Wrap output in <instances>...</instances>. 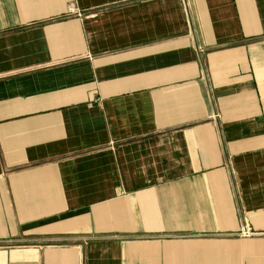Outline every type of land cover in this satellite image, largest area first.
<instances>
[{
    "label": "crops",
    "instance_id": "1",
    "mask_svg": "<svg viewBox=\"0 0 264 264\" xmlns=\"http://www.w3.org/2000/svg\"><path fill=\"white\" fill-rule=\"evenodd\" d=\"M0 264H264V0H0Z\"/></svg>",
    "mask_w": 264,
    "mask_h": 264
},
{
    "label": "built area",
    "instance_id": "2",
    "mask_svg": "<svg viewBox=\"0 0 264 264\" xmlns=\"http://www.w3.org/2000/svg\"><path fill=\"white\" fill-rule=\"evenodd\" d=\"M244 234H245V235H249V234H250V231L246 229V230L244 231Z\"/></svg>",
    "mask_w": 264,
    "mask_h": 264
}]
</instances>
